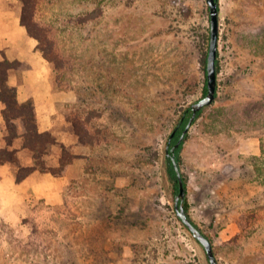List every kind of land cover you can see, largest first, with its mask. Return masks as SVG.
<instances>
[{"label": "rangeland", "instance_id": "374dc122", "mask_svg": "<svg viewBox=\"0 0 264 264\" xmlns=\"http://www.w3.org/2000/svg\"><path fill=\"white\" fill-rule=\"evenodd\" d=\"M0 3L19 14L18 0ZM218 3L217 99L180 153L185 203L219 264H264V185L248 160L264 119L243 114L264 107V0ZM40 17L74 59L44 114L77 102L103 116L107 141L79 149L76 184L40 172L19 184L0 165V264H210L177 215L165 165L178 119L206 95L207 0H46ZM251 211L259 217L245 221Z\"/></svg>", "mask_w": 264, "mask_h": 264}, {"label": "trees", "instance_id": "16d2710c", "mask_svg": "<svg viewBox=\"0 0 264 264\" xmlns=\"http://www.w3.org/2000/svg\"><path fill=\"white\" fill-rule=\"evenodd\" d=\"M18 1L20 3L21 25L27 30L31 38L37 40L38 49L56 71L55 79L52 80L53 89L61 90L64 85H68L66 80L72 70L74 59L53 35L52 27L40 17L42 5L46 0ZM95 17L96 12L90 13L85 21L93 20ZM3 57V60L0 61V102L3 104L1 110L3 137L0 147V165L14 166L15 181L19 184L36 172L50 173L57 177L70 176L73 184H76L72 170H74L78 159L81 158L79 149L85 147L93 150L107 141L103 140L101 124L96 120L103 116L97 115L94 110H84L77 102L60 104L57 114L53 116L51 129L43 130L35 102L33 100L21 102L18 87L10 83V78L13 75L21 76L22 72L31 69V65L20 60H9L4 52ZM207 57L202 59L205 73L207 71ZM206 93L207 81L204 87V94ZM206 109L199 112L197 119L204 114ZM192 113V107L188 108L178 119L175 127V129L178 128V137L169 150L170 155L167 154L166 156V171L174 184L176 193H179V180L172 158L175 155L179 167L182 165L180 153L189 133L179 148L175 151H172V148L178 142ZM243 114L246 118H252L258 114L264 119V107L259 106L258 103L251 104L244 109ZM262 124L264 122L255 125ZM259 138L261 152L259 155L250 156L248 160L252 167L250 171L251 181L263 186L264 132L260 134ZM23 157L28 160V163L22 159ZM183 180L186 188L185 179L183 178ZM185 209L188 210V203H185ZM258 217L257 212L251 211L246 214L245 221H254ZM240 227L242 232L247 228L244 226V222ZM90 248V255L97 252L92 246Z\"/></svg>", "mask_w": 264, "mask_h": 264}, {"label": "crops", "instance_id": "0c3cea01", "mask_svg": "<svg viewBox=\"0 0 264 264\" xmlns=\"http://www.w3.org/2000/svg\"><path fill=\"white\" fill-rule=\"evenodd\" d=\"M36 39L31 38L27 30L21 25L19 14L12 9L2 7L0 3V61L3 60V52L9 60H20L29 63L31 69L22 72L21 77L13 75L10 83L18 87L19 100L27 102L33 100L39 114L40 124L43 130L51 129L53 116L44 114V106L53 105L62 101L60 94L53 89L49 62L43 57ZM3 104L0 102V119ZM261 152V150H260ZM260 152L252 153L259 155Z\"/></svg>", "mask_w": 264, "mask_h": 264}, {"label": "water", "instance_id": "95a60500", "mask_svg": "<svg viewBox=\"0 0 264 264\" xmlns=\"http://www.w3.org/2000/svg\"><path fill=\"white\" fill-rule=\"evenodd\" d=\"M210 10V43L207 57V93L198 102L192 106V116L184 128L182 135L178 142L173 146L172 151H175L180 147L184 141L186 135L189 133L191 127L195 123L199 112L205 108L213 105L217 99L218 91V70H217V58L219 47V35H220V17H219V3L218 0H207ZM176 129L170 136L169 141L173 139L176 134ZM169 154V153H168ZM170 155V154H169ZM173 162L175 170L179 180V193L176 196V212L180 220L191 232L193 237L203 246L207 254V258L210 264H219L217 256L214 251V246L211 239L203 233V231L192 221L185 209L186 188L181 174L180 167L176 161L175 155L173 156Z\"/></svg>", "mask_w": 264, "mask_h": 264}, {"label": "flooded vegetation", "instance_id": "af4514ba", "mask_svg": "<svg viewBox=\"0 0 264 264\" xmlns=\"http://www.w3.org/2000/svg\"><path fill=\"white\" fill-rule=\"evenodd\" d=\"M176 134H175V136L173 137V139L171 140V141H169V143H168V149L170 150V148H171V146H172V144H173V142L177 139V137H178V128H176ZM169 153V152H168ZM170 154V153H169Z\"/></svg>", "mask_w": 264, "mask_h": 264}]
</instances>
